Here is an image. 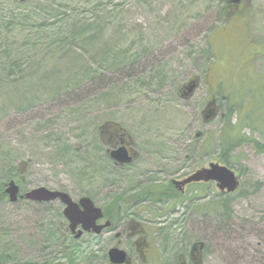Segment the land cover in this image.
Listing matches in <instances>:
<instances>
[{"label":"rangeland","instance_id":"374dc122","mask_svg":"<svg viewBox=\"0 0 264 264\" xmlns=\"http://www.w3.org/2000/svg\"><path fill=\"white\" fill-rule=\"evenodd\" d=\"M244 4L253 38L264 41V0ZM225 5L0 0V190L14 179L24 191L44 186L75 200L92 194L101 205L105 183L119 194L151 172L150 184L162 187L164 202L141 207L154 222L163 261L176 264L177 253L188 254L201 241L203 264H264V101L257 98L264 93L257 91L264 48L246 40L240 23L232 27L223 18ZM250 49L260 54L254 60ZM194 79L198 87L188 97L183 85ZM222 94L238 105L234 122L239 116L257 125L243 131L253 142L233 153L241 186L221 196L210 182L173 195L172 179L221 160L217 139L228 107ZM208 108L215 114L206 120ZM104 126L126 134L138 156L134 163L115 168L102 142ZM207 202L214 208L204 209ZM223 204L231 215L226 219ZM63 210L60 201L0 198V254L7 246L48 245L42 238L53 241L57 231V264H106L114 235L76 241Z\"/></svg>","mask_w":264,"mask_h":264},{"label":"flooded vegetation","instance_id":"af4514ba","mask_svg":"<svg viewBox=\"0 0 264 264\" xmlns=\"http://www.w3.org/2000/svg\"><path fill=\"white\" fill-rule=\"evenodd\" d=\"M245 2L246 0H226L227 5L222 8L224 9L222 13L223 18H227L232 27L234 25L238 26L240 23L241 25L238 27L243 29L244 34H246V40L248 37V41L252 39V41H254V43H256L259 47L264 48V41L254 39V36L250 32L251 20L244 13ZM246 46L251 48V45L246 44ZM260 54H264V52ZM260 54H254L251 49L248 51V56L252 60L256 59V57ZM249 71H253L252 66L248 72ZM214 100L217 99L214 98ZM213 103L215 104V102ZM105 126L103 127L102 132V142L106 147L107 155H109L111 149H118L124 145L130 151V155L133 159L130 164L134 163L138 156L130 146V142L126 138V134L120 132L121 129H109L107 128L108 126ZM113 164L115 168L121 169L130 165L120 164V162L116 163L114 160ZM21 171L22 170L19 169V173ZM147 174L149 175L148 178L145 177L144 180H141L138 184H136V186L131 187L127 191H120L119 194H115L114 191L110 190L111 186L106 185L105 183L103 185V194L104 199H106L107 202L104 204L99 205L95 201L94 195L91 194L90 197L95 205L100 207L103 211V217L97 221V224L105 225L109 222V225L102 229L100 233H96L93 230L84 231L80 237H76V234L71 233L70 231L76 241L83 240L85 235L94 236L97 240L101 235L105 236L112 233L116 244L111 247L109 246V249L107 248L106 257L108 260L106 261V264H117L113 263L110 259L109 253L113 248H120L127 252V260L122 264H173L172 260H166L167 262L163 261V257L166 256V254H160L158 245H156L153 240V236L156 235V231H153L152 226L154 224H149L154 222L144 219L145 216L141 207L144 203L154 204L155 202H164L162 197L156 199V194L153 192H157V190H160L162 187H156L154 184H150L149 179H151V172ZM191 174L185 178L172 179L171 184H169V182L167 183L168 190L172 192L173 195H185L187 190L193 186L200 188L201 184L204 185L210 183L199 181L191 182L186 185L181 184V182L188 178ZM111 184L114 185L115 183ZM215 184L217 187V183ZM20 193H25L21 187ZM7 196L8 195H5L4 198ZM117 197L119 202L116 204L115 199ZM169 201L170 200H166L165 203H168ZM152 214L154 213L152 212ZM79 228H81V226H79ZM54 237L53 241L50 238H48V240L42 238L44 242L50 243L48 245H27L23 246V250H17L16 247L7 246L4 254H0V264H57V231L55 232ZM124 242L127 243V246H121ZM202 244H204V242L201 241L192 243L190 245V249L188 250V254L182 252L177 253L176 264H203L205 246L202 247ZM187 247L188 245L184 246L183 252L187 249ZM16 252L21 254H16Z\"/></svg>","mask_w":264,"mask_h":264},{"label":"water","instance_id":"95a60500","mask_svg":"<svg viewBox=\"0 0 264 264\" xmlns=\"http://www.w3.org/2000/svg\"><path fill=\"white\" fill-rule=\"evenodd\" d=\"M195 87V81L184 87L187 89V96L193 94ZM214 113V109L209 110L205 119L207 120ZM111 156L115 160L121 162V164L130 163L133 160L130 151L124 145L113 150ZM193 181H216L218 187L222 191H227L229 193L235 192L240 186V181L236 172L227 165H221L219 163H211L209 167L196 171L182 181L181 184L186 185ZM6 193L9 195L12 202H17L19 197L27 198L36 202L60 200L65 204L64 215L69 221L71 231L76 233V237H80L84 231L93 230L96 233H100L102 229L109 225V222L105 225L97 224V221L103 217V211L100 207L95 206L92 199L87 196L82 197L76 202L69 193L51 190L47 187L35 188L27 192L25 195L19 196L20 188L14 180H11L8 183ZM79 226H81V228L78 230ZM109 255L113 263L122 264L127 260V252L120 248L111 249Z\"/></svg>","mask_w":264,"mask_h":264},{"label":"trees","instance_id":"16d2710c","mask_svg":"<svg viewBox=\"0 0 264 264\" xmlns=\"http://www.w3.org/2000/svg\"><path fill=\"white\" fill-rule=\"evenodd\" d=\"M218 61H221V58H218L217 59ZM233 89L231 88V91L235 90V87L236 85L238 84V82L236 81H233ZM260 90H264V83L260 84V86L258 87V90L260 92ZM252 93V92H251ZM230 94V92H229ZM253 94V98H254V93ZM222 96L224 97V99H227V96L226 94ZM242 101L246 100V97H248V94L247 96H245V94L242 92ZM260 98V100H263L264 101V93L261 92L260 94L257 95V98ZM253 98H252V101H253ZM233 99L231 98V96L229 97L228 96V107H227V113H226V116L224 118V127H223V132L219 135L217 141H218V147H219V152H220V157H221V160L220 162L223 163V164H227L228 166H231L233 168H235V156H234V152L235 150L240 146V144H242L243 142H247V141H252V136L251 135H248L247 133L245 134L243 131L245 128H250L252 130V132H254V130L257 129V125L253 124L254 122H250L249 118H245V121L242 122L240 120V117L238 116V119L236 122H234V119H233V113L236 111V112H239L238 110V105L235 101H232ZM249 102V100L247 101ZM227 106V104H226ZM252 111H254V109H252ZM249 115V114H248ZM247 115V116H248ZM261 134L264 136V129L261 130ZM253 142V141H252ZM261 147L264 151V143H261ZM159 191L160 190H157L158 192V195H157V198H159ZM5 194H4V189H1L0 190V198H4ZM221 196H225V194H221ZM119 201H118V197L115 199V203L117 204ZM214 204H210L209 202L205 203V207L204 209L206 210H211L214 208ZM223 211H224V217L225 219L227 217H231V215H229V211H228V208H227V205L226 204H223Z\"/></svg>","mask_w":264,"mask_h":264}]
</instances>
